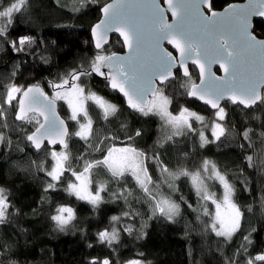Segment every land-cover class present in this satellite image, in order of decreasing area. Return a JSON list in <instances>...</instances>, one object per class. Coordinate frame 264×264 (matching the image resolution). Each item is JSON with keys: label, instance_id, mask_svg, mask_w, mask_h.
<instances>
[{"label": "snow or ice", "instance_id": "1", "mask_svg": "<svg viewBox=\"0 0 264 264\" xmlns=\"http://www.w3.org/2000/svg\"><path fill=\"white\" fill-rule=\"evenodd\" d=\"M55 4L68 16L55 27L76 34L75 41L83 28L75 21L95 7V22L79 44L66 41L62 47L42 32L18 31V22L38 26L34 0H0V52L12 54L11 70L0 72V153H21L9 160V175L43 181L40 203H48L52 231H79L82 238L86 231L77 228V209L56 202L54 193L62 190L97 216L105 203L122 201L121 210L86 243L107 253H89L85 264H154L139 248L121 257L120 249L128 247L125 234L134 243L144 241L149 221L179 223L191 210L196 223L185 220V236L197 232L208 252H215V264H264V0L222 8L216 0ZM71 47L78 53L69 63ZM62 61L53 73V64ZM25 69L32 70L30 80ZM43 72L49 74L35 79ZM96 78L122 103L94 90ZM177 97L184 99L178 107ZM197 101L210 116L188 107ZM124 112L141 118L139 126L123 119ZM153 120L156 137L140 147L143 125ZM225 141L239 150L232 172L239 186L227 167L204 155ZM170 151L174 166L166 159ZM185 185L195 204L184 195ZM241 192L251 202L241 204ZM14 199L0 185V264H32L20 255V235L27 230L15 226L21 209ZM193 252L189 241L190 258Z\"/></svg>", "mask_w": 264, "mask_h": 264}, {"label": "trees", "instance_id": "2", "mask_svg": "<svg viewBox=\"0 0 264 264\" xmlns=\"http://www.w3.org/2000/svg\"><path fill=\"white\" fill-rule=\"evenodd\" d=\"M240 1L242 0H216V6L222 8L226 3ZM67 2L68 0H61V3ZM33 14L38 17V26L26 27L18 22V31L22 33L31 32L33 35H39L42 32L45 37L49 38V42L51 38H57L62 47L66 41H75L76 34H70L66 30L55 27L57 23L68 20L65 12L56 7L55 0H34ZM96 15L97 13L93 6L87 11L86 15L79 17L75 21L78 26H83L82 30L78 33L80 41L87 37L88 25L89 23L95 22ZM80 41H75V43L79 44ZM112 46L117 50L119 49V45L115 44V38L112 40ZM70 50L72 55L66 57L69 63L78 53V48L71 47ZM79 54L83 55L82 52ZM11 56V53L5 55L3 52H0V72L11 70ZM63 66V61L59 65L54 63L53 73L58 67L62 68ZM31 71V69H25L24 77L30 80ZM48 74L47 72L40 73L35 79H40L41 76H47ZM98 80L99 78H96L91 81V87L94 90L108 96L117 103H122V98L117 99L116 94L110 93L101 83H98ZM182 103H184V99L177 97L175 100L176 107ZM188 107L205 116H210L211 114L209 109L198 102L190 103ZM122 118L129 119L134 124H137V121L141 119L135 114L128 116L127 112L123 113ZM156 124L157 122L153 120L143 125L146 129V134L143 139L138 141L140 147L144 146L145 140L148 143H152L155 139L157 132ZM137 126L139 125L137 124ZM196 126L199 127L198 125ZM206 135L210 138L209 129L206 131ZM13 143H16L15 139ZM238 151L235 146H230L229 142L225 141V144L221 145L219 150L215 146H210L204 155L216 159L222 169L227 167L229 169V176L232 177V172L236 170V154ZM20 155L21 153L18 150L10 153L8 157L0 153V185L10 188L15 194L14 203L16 207L21 209V214L16 218L15 226L27 230L26 234L20 235V255L26 257L32 264H85V257L89 253L92 255L106 254L107 249L99 245L95 249H88L86 243L88 240H95L97 228L107 225L108 217L118 213L123 206V202L121 201L120 204L105 203L103 205V211L97 216L91 212L89 205L76 201L74 197H67L62 190L58 194L54 193L53 198L56 202L71 203L77 209V220L75 222L77 228L86 230L85 238H82L79 231L75 235L72 232L68 234L54 232L52 231L51 221L48 218L50 214L48 211V203L47 201L43 205L40 203L43 181L31 177L24 178L22 174L9 175V169L11 168L9 160L15 159ZM172 157H174V153L170 151L169 157H166V159H169L170 164L174 166L175 160ZM194 160L198 163L199 157H195ZM40 175L42 176L43 173H40ZM96 178L103 179V176H97ZM232 179L239 186V179L235 177H232ZM112 187L114 188L115 185H112ZM253 187H256L255 183ZM182 191L185 196L191 195L187 185L182 187ZM175 196L178 198L179 193H176ZM191 200L193 204L196 203L194 195H191ZM239 202L241 204L249 203L251 202V197L247 193L241 192ZM41 207L45 209L42 212L39 211ZM52 207L54 208L55 205L53 204ZM136 207H140V205H136ZM34 208L38 209L35 215L32 213V209ZM256 209L258 212L259 204L256 205ZM195 216V212L188 210L185 217L179 223H169L162 219L159 221L153 219L148 222L147 238L137 243H134V236L129 238L125 234L124 239L127 241L128 247L120 249L121 257H130L139 248L140 251L146 253L147 259L154 261V264H197V262L198 264H215V252H208L207 247L197 232H192L190 237L185 236V220H189L195 224ZM251 222L256 223V219L253 218ZM261 237L264 238V233H261ZM189 241H191V247L194 249L191 258L188 255ZM212 247L214 249L215 245L213 244Z\"/></svg>", "mask_w": 264, "mask_h": 264}, {"label": "water", "instance_id": "3", "mask_svg": "<svg viewBox=\"0 0 264 264\" xmlns=\"http://www.w3.org/2000/svg\"><path fill=\"white\" fill-rule=\"evenodd\" d=\"M240 2H243V0L240 1ZM213 69H214V70H217V69H218V65H214V66H213ZM217 74L220 75V74H222V73H220V72L218 71ZM197 82H198V73H197ZM197 102H198V101H197ZM198 103L201 104L200 102H198ZM201 105H202V104H201ZM205 107H206V106H205Z\"/></svg>", "mask_w": 264, "mask_h": 264}, {"label": "rangeland", "instance_id": "4", "mask_svg": "<svg viewBox=\"0 0 264 264\" xmlns=\"http://www.w3.org/2000/svg\"><path fill=\"white\" fill-rule=\"evenodd\" d=\"M62 116H65L66 114L65 113H61ZM199 126V125H198ZM209 132H210V128H209ZM210 136H211V132H210Z\"/></svg>", "mask_w": 264, "mask_h": 264}]
</instances>
